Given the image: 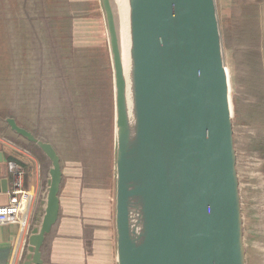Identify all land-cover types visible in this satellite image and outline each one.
<instances>
[{
	"label": "water",
	"instance_id": "1",
	"mask_svg": "<svg viewBox=\"0 0 264 264\" xmlns=\"http://www.w3.org/2000/svg\"><path fill=\"white\" fill-rule=\"evenodd\" d=\"M100 3L113 72L117 264H247L216 0H129L132 138L116 17L111 0ZM4 120L46 156L19 264H47L44 245L60 210V156L15 117ZM0 163L7 187L2 151Z\"/></svg>",
	"mask_w": 264,
	"mask_h": 264
},
{
	"label": "rangeland",
	"instance_id": "2",
	"mask_svg": "<svg viewBox=\"0 0 264 264\" xmlns=\"http://www.w3.org/2000/svg\"><path fill=\"white\" fill-rule=\"evenodd\" d=\"M217 1L221 7L223 0ZM224 9L219 11L226 13L227 6ZM25 21L28 28L23 32ZM221 37L232 98L233 70L228 65L222 30ZM55 79L65 88L62 96ZM0 113L15 117L20 125L30 122L36 130L43 128L40 137L50 141L60 155V210L47 235L45 260V246L54 241L57 250L70 241L68 248L77 256L70 258L69 264H82L84 254L89 264H101L95 263L94 256L101 246V259L107 255L110 264H117L113 72L100 0H0ZM0 133L17 146H28L39 173L40 169L44 173L46 163L41 161H46V156L42 152L24 143L7 123ZM243 136L244 132H238L240 149L245 148L240 141ZM242 187L240 182V192ZM243 195L249 264L252 252L246 235L251 225L253 229L255 213L250 211L251 199ZM35 210L36 205L33 213ZM89 253L91 259L86 257Z\"/></svg>",
	"mask_w": 264,
	"mask_h": 264
},
{
	"label": "trees",
	"instance_id": "3",
	"mask_svg": "<svg viewBox=\"0 0 264 264\" xmlns=\"http://www.w3.org/2000/svg\"><path fill=\"white\" fill-rule=\"evenodd\" d=\"M226 1V2H225ZM218 2V1H217ZM225 3V4H224ZM227 6V12L225 11ZM224 47L232 74V104L241 193L251 199L254 225L246 235L249 264H264V50L259 0L218 3ZM81 69H83L81 67ZM80 80V79H79ZM78 87V86H77ZM80 92V89L77 88ZM244 149L238 144V132ZM246 194V195H245ZM259 218V219H258ZM258 220V222H257ZM257 222V223H256ZM253 224V222H251ZM252 232V234H251Z\"/></svg>",
	"mask_w": 264,
	"mask_h": 264
},
{
	"label": "crops",
	"instance_id": "4",
	"mask_svg": "<svg viewBox=\"0 0 264 264\" xmlns=\"http://www.w3.org/2000/svg\"><path fill=\"white\" fill-rule=\"evenodd\" d=\"M259 2L262 12L261 21L264 38V0H259ZM218 8L219 7L217 2V9ZM1 115L2 114L0 113V128H3L6 125V122H2V120L3 118L5 119L6 115ZM16 135L19 134L16 133ZM0 151H2L3 154V162L7 163L8 160H14L22 165V167L25 169L24 185L26 188L34 190L36 194V200L30 214V222L33 215L34 206H37L44 173L41 171V169L39 173V164L35 162L36 157L33 153L30 152V149L25 146H17L12 141L8 139L6 140V136H4V134L0 135ZM45 162L46 161L44 160L41 161L42 164ZM3 173L4 166L2 163H0V205L6 204V202L8 201L9 172L7 170V187L2 177ZM2 188L6 189L1 190ZM26 231L27 229L21 231L19 222L8 224L0 223V264H19L21 252L23 250L24 241L26 238Z\"/></svg>",
	"mask_w": 264,
	"mask_h": 264
},
{
	"label": "bare ground",
	"instance_id": "5",
	"mask_svg": "<svg viewBox=\"0 0 264 264\" xmlns=\"http://www.w3.org/2000/svg\"><path fill=\"white\" fill-rule=\"evenodd\" d=\"M114 15L116 17L117 38L118 46L120 50L122 73L125 81V98L128 114V123L131 132V138L133 136V119L134 108L131 99L132 95V40H131V25H130V4L129 0H111ZM131 91V92H130ZM131 225L134 233L140 227L134 214H132Z\"/></svg>",
	"mask_w": 264,
	"mask_h": 264
},
{
	"label": "built area",
	"instance_id": "6",
	"mask_svg": "<svg viewBox=\"0 0 264 264\" xmlns=\"http://www.w3.org/2000/svg\"><path fill=\"white\" fill-rule=\"evenodd\" d=\"M9 172L8 201L0 205V223L19 222L21 231L28 228V222L36 194L24 185L25 169L14 160L7 161Z\"/></svg>",
	"mask_w": 264,
	"mask_h": 264
},
{
	"label": "flooded vegetation",
	"instance_id": "7",
	"mask_svg": "<svg viewBox=\"0 0 264 264\" xmlns=\"http://www.w3.org/2000/svg\"><path fill=\"white\" fill-rule=\"evenodd\" d=\"M28 28V26H27V22L25 21L24 22V26H23V32H26V30H27V28ZM51 56H52V54H51ZM51 56H49V58H50V60H51V62H52V59H53V56L51 57ZM59 69H60V71L62 70V65L60 64V66H59ZM84 70V69H83ZM59 73V72H58ZM77 75H78V73H77ZM59 77V76H58ZM79 77V76H78ZM59 79H61L60 77H59ZM55 81L57 82V87H58V89H59V91H60V95L62 96V90H64L65 88H64V86L62 85V83L61 82H59L57 79H55ZM68 90V92L70 93V87H69V89H67ZM59 110L60 111H62V107H60L59 108ZM55 111H58L56 108H55ZM39 111L37 110V112L36 113H38ZM40 113V112H39ZM19 125H20V122H19ZM21 126H23V127H25V128H27V129H29V130H31L29 127H31L32 128V124L29 122V123H26L25 125H22L21 124ZM33 130V131H32ZM32 132L36 135V136H38L40 139H42V140H45V141H47L46 139H44L43 137H40V135L39 134H41V135H44V132L45 131H43V128H42V131H40V130H36V129H34V128H32ZM18 137H20V139L24 142V143H26V144H31V145H33L32 147H36L40 152H42L43 153V151L41 150V148L36 144V143H34L33 141H30V140H28V139H26V138H24V137H22V136H20V135H17ZM48 142H50V141H48ZM51 143V142H50ZM52 144V143H51ZM53 145V144H52ZM25 147H27L28 149H29V147L28 146H26V145H24ZM54 146V145H53ZM56 149V148H55ZM57 151V150H56ZM44 154V153H43ZM60 156V155H59ZM59 199H60V197H59ZM68 241H69V239H68ZM53 243H54V241H52L51 242V244L48 246V248H47V246H45L46 248L45 249H47L48 250V253H47V259L46 260H44V261H46V263L47 264H69L68 263V260L70 259V258H72V257H75V256H77V255H75V254H72V252L73 251H71L72 249L71 248H68V246L70 245V241L66 244V248H64L63 247V244L61 243V248H56L57 250H55L54 248H53ZM56 243V242H55ZM102 243H103V240H102ZM57 245V244H56ZM107 248H109V245H108V247ZM99 250V253L97 254V255H94V248H92V253H93V255L97 258V260H96V262L95 263H99L100 261H101V264H110L111 263V261H110V259H109V257L106 255V257H105V255H104V257L101 259V253L103 252V248H102V246L100 247V249H98ZM47 252V251H46ZM85 255V254H84ZM84 255H83V261H82V264H84V262H86L87 264H89V260L88 259H85V257H84ZM86 257H88V258H90L91 259V253H89V256H86ZM45 259V258H44ZM91 262V261H90ZM91 264V263H90ZM94 264V263H93Z\"/></svg>",
	"mask_w": 264,
	"mask_h": 264
}]
</instances>
